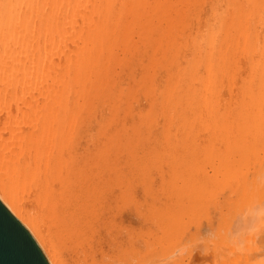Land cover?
Instances as JSON below:
<instances>
[{"label":"bare ground","instance_id":"1","mask_svg":"<svg viewBox=\"0 0 264 264\" xmlns=\"http://www.w3.org/2000/svg\"><path fill=\"white\" fill-rule=\"evenodd\" d=\"M263 100L264 0H0V197L48 264H202L242 164L208 264H262Z\"/></svg>","mask_w":264,"mask_h":264},{"label":"rangeland","instance_id":"2","mask_svg":"<svg viewBox=\"0 0 264 264\" xmlns=\"http://www.w3.org/2000/svg\"><path fill=\"white\" fill-rule=\"evenodd\" d=\"M243 67V73L245 74L246 72H247V68L243 65L242 66ZM221 96H222V99H225V98H227V91L226 90H224L223 92H222V94H221ZM245 102H246V104L248 105L249 103H251L250 102V100L249 99H245ZM222 103L223 102H221L220 103V105H222ZM249 106H251V105H249ZM255 113H256V116H255V125L257 126V131L260 133V134H262V124H263V122H264V100L262 101V103H261V106H260V108H257L256 107V110H255ZM208 135V132H205V131H203L202 133H201V136H202V138H204L205 136H207ZM263 147H264V144H263ZM264 149L263 150H261V152L260 153H258V152H252V159H253V161H254V164H255V166L253 165V163L250 165V167H252V166H254V167H256L257 166V168H258V170H259V168H263V172H264ZM257 153V154H256ZM261 157H260V156ZM260 157V158H259ZM260 159V160H259ZM262 160V161H261ZM243 161H246V160H243ZM260 161V162H259ZM257 162V163H256ZM258 164H260V165H258ZM262 164V165H261ZM243 166H239V171H240V169H241V171L239 172L238 170H236L235 169V167H232V170L233 171H227V170H225L224 171V173H225V175L223 176V174L224 173H221L222 174V176L221 175H219L218 176V178H219V180H216L217 181V183L219 184V187H218V184L216 183V185H217V188H216V193L215 194H217V191L219 190V193L217 194V195H219L218 197H217V195H215L214 193V197L212 196L211 198H213V199H209V200H212V201H207L208 203H209V205H210V210H209V207H208V204H207V209H206V207L205 206H201L200 207V209H199V220H200V223L202 224H200L201 226H202V229L200 228L199 230L200 231H197L198 230V228H199V226H196V217H195V219H194V216H195V214H194V211L193 212H190L189 214H188V216H189V218L188 219H186L187 220V224H189V225H187V226H189V227H186V225H184L183 226V229H185L184 230V237H183V239H182V242L184 243V241H186V239L184 240V238H186L187 237V239H188V236L190 235L191 236V233L193 234L194 233V239L196 238V240L195 241H192L193 242V244H195V246H193L192 245V243H191V241L189 242V240L191 239L192 240V238L190 237L187 241H188V243H191V246H192V251H193V249H196L197 251H198V249H199V251L200 252H193L194 253V257L196 258H199V259H197L198 261L200 260V259H202V255H203V262H202V264H208L209 262H211V260H212V258H213V256H212V252H211V250L213 249V246H212V243H211V241H209L208 243H210V245H211V247H210V245H209V247L205 244V242L208 240V238H210V235H211V229H213V232H214V230H216V229H218L219 228V225H220V227H223L221 224H220V222L222 221V217L224 216V215H226L227 216V214H230V216L232 215L231 213H229L230 211H232V209H233V204L237 201L236 199H238L239 198V194H237V193H239V191L240 192H243L244 190L243 189H246V188H244V186H246L245 184H246V182H247V179L245 178L246 177V175L244 174V172L246 173L247 172V169H246V167H245V165L244 164H242ZM247 166V165H246ZM258 166H260V167H258ZM261 166H263V167H261ZM229 170H231V169H229ZM253 171L254 169L252 168V169H250V171ZM255 171H257V169H255ZM259 171H261V170H259ZM258 171V172H259ZM238 172H239V175H238ZM254 172V171H253ZM233 173V174H232ZM241 173H243L244 175H242ZM231 174H232V176H231ZM240 176V177H239ZM221 177H222V179H221ZM217 178V179H218ZM231 178H233V179H231ZM233 180V181H231V180ZM219 181V182H218ZM236 183H235V182ZM238 181H239V183H240V187H243V188H240V187H238L237 185H239V183H238ZM228 182V183H227ZM232 182V183H231ZM231 183V184H230ZM236 185H235V184ZM234 184V185H233ZM234 186L235 187H237V188H234ZM247 187V186H246ZM232 188V189H231ZM233 188H234V190H233ZM240 188V189H239ZM239 189V190H238ZM233 190V191H232ZM235 190H238V191H235ZM243 190V191H242ZM135 193H136V196L139 198V199H141V192H140V190L139 189H136V191H135ZM232 194V195H231ZM233 198V200H234V203L233 202H231V201H233V200H229L230 198ZM226 198H228V200L229 201H225L226 200ZM217 200H220V201H217ZM236 200V201H235ZM240 200V202L242 201V199H239ZM215 201V202H214ZM224 203H223V202ZM213 202V203H212ZM217 202H219V203H217ZM227 202H228V204H227ZM231 202V203H230ZM243 202V201H242ZM241 202V203H242ZM212 205H211V204ZM216 204H218V205H220L219 207L216 205ZM227 204V205H226ZM231 204H232V206H231ZM215 205V206H214ZM213 206V207H212ZM218 207L217 208V211H216V208L215 207ZM227 206V207H226ZM214 210H213V209ZM221 209V210H220ZM207 210H208V213H209V211H210V216H208V213H207ZM211 210H213V211H211ZM228 210V211H227ZM222 211V213H220ZM224 211V212H223ZM212 212V213H211ZM192 213V214H191ZM220 215H219V214ZM194 214V215H193ZM215 214V215H214ZM217 214V215H216ZM223 214V215H222ZM213 215V216H212ZM222 215V216H221ZM127 214H126V212L125 213H123L122 214V219H123V221H126V219H127ZM209 218H208V217ZM220 216H221V218H220ZM129 217V216H128ZM217 217V218H216ZM191 218V219H190ZM212 218V219H211ZM132 220V219H131ZM221 220V221H220ZM134 223L136 222V220L135 219H133L132 220ZM189 221V222H188ZM192 221V222H191ZM208 221V222H207ZM191 222V223H190ZM210 224V225H209ZM207 225V226H206ZM261 225V226H260ZM260 227H262V228H264V218L263 219H261V222H260ZM212 228H211V227ZM259 226H258V229L257 230H259ZM198 227V228H197ZM207 227V228H206ZM208 227L210 228V229H208ZM216 228V229H215ZM187 229H189V230H187ZM209 231H208V230ZM222 228H220V230H221ZM219 230V232H222V231H220ZM189 233L188 235L187 234H185V233ZM191 232V233H190ZM196 232V233H195ZM207 232H209V233H207ZM212 232V233H213ZM215 232H217L218 233V230L217 231H215ZM197 233H199L198 235H197ZM206 233H207V235H206ZM216 233V234H217ZM195 234H196V236H195ZM202 234V235H201ZM205 234V235H204ZM209 234V235H208ZM215 234V235H216ZM187 235V236H186ZM204 235V236H203ZM215 235H213L214 237H215ZM212 236V235H211ZM200 239L201 238V240H205L204 242L202 241L201 243H200V241L201 240H198V239ZM206 238H207V240H206ZM212 238V237H211ZM186 241V242H187ZM195 242V243H194ZM196 242L197 243H200V244H202V243H204L206 246V248H204V245H202V248H204V250L203 249H201V245L199 244V245H197L196 244ZM261 244H263V243H259V245H260V247H256V249H253L252 250V252H253V254H254V256H255V258L260 262V260L262 261V264H264V246H262ZM197 245V246H196ZM198 247H200V248H198ZM208 248V249H207ZM210 248H212L211 250H210ZM254 248V247H253ZM207 249V250H206ZM195 250V251H196ZM204 251V252H201V251ZM205 250H206V253H205ZM255 251V252H254ZM198 253H201V255L200 256H198ZM209 253V254H208ZM205 254V255H204ZM197 255V256H196ZM208 255V256H207ZM205 256V257H204ZM210 256H212V258L210 257ZM194 258V259H195ZM207 258V259H206ZM210 258V259H209ZM199 262H201V260L199 261ZM201 264V263H200Z\"/></svg>","mask_w":264,"mask_h":264},{"label":"water","instance_id":"3","mask_svg":"<svg viewBox=\"0 0 264 264\" xmlns=\"http://www.w3.org/2000/svg\"><path fill=\"white\" fill-rule=\"evenodd\" d=\"M0 264H48L32 236L1 197Z\"/></svg>","mask_w":264,"mask_h":264}]
</instances>
